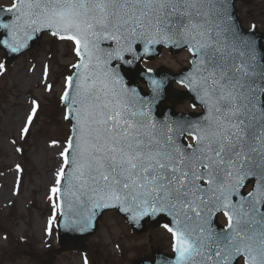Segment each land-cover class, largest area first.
<instances>
[{"label": "snow or ice", "instance_id": "6c2138e0", "mask_svg": "<svg viewBox=\"0 0 264 264\" xmlns=\"http://www.w3.org/2000/svg\"><path fill=\"white\" fill-rule=\"evenodd\" d=\"M232 9L231 0H13L0 9L11 19L0 22L4 49L18 53L48 32L76 57L60 96L71 131L50 188L49 235L57 211L65 228L80 231L96 209L137 222L163 214L175 256L161 264H264V49L239 31ZM141 45L145 56L155 45L190 54L179 83L203 105L197 122H158L126 86L121 65L142 60ZM150 84L158 95L162 82ZM39 109L33 99L19 130L25 141ZM66 205L91 210L82 222L68 218ZM217 213L227 218L221 231L212 226Z\"/></svg>", "mask_w": 264, "mask_h": 264}, {"label": "rangeland", "instance_id": "374dc122", "mask_svg": "<svg viewBox=\"0 0 264 264\" xmlns=\"http://www.w3.org/2000/svg\"><path fill=\"white\" fill-rule=\"evenodd\" d=\"M12 3L13 0H0V8ZM237 9L246 28L256 25L264 31V0H238ZM38 41L33 50L12 65H5V71L0 73V264H84L85 260L87 264H134L140 256H149L154 250L170 252L172 237L163 229L150 227L143 235H135L126 220L110 212L104 215L98 232L87 239L86 252L70 251L50 258L59 247V211L52 233L48 234L53 212L50 188L71 131L60 96L64 78L73 71L71 64L76 57L68 42L50 34ZM4 56L0 50L2 64ZM190 59L186 50L173 54L164 51L145 66L181 71L189 66ZM45 66L49 68L48 81L42 79ZM46 83L53 85L51 92L46 90ZM33 99L40 109L25 141L19 130ZM177 110L197 113L199 108L187 101L179 103ZM53 141L58 143L53 146Z\"/></svg>", "mask_w": 264, "mask_h": 264}, {"label": "water", "instance_id": "95a60500", "mask_svg": "<svg viewBox=\"0 0 264 264\" xmlns=\"http://www.w3.org/2000/svg\"><path fill=\"white\" fill-rule=\"evenodd\" d=\"M236 2L237 0H231V3L234 4V9H232L235 17V22L238 25L239 31H241L243 34L250 36L251 38H254L257 46L259 48L264 49V32H260L258 30V27L254 26L250 30L245 29L242 25V22L240 21V18L238 17V10H236ZM10 14L0 12V22L3 23H11V19L9 18ZM43 33H37L34 34V38L30 41H28V47L22 48L20 52L13 53L8 49H4L2 45H0V48L4 50L6 53L5 56V64H12L14 61L17 60V58L32 48H34L38 42V39L42 37ZM0 34H4L3 36H0V38L6 39V30L0 29ZM167 48L171 49V52H180L183 51V48H178L174 46H165V45H155L152 49V53L150 55H143V48L142 45L140 46V54L142 56V60L135 61L133 65H121V76L124 78V82L126 86L129 88H135L141 95L143 99L151 103L152 106V113L155 119L160 122H171V123H179V124H188V123H195L201 118L204 114V108L203 105L200 103L198 97L194 92L189 91L186 87V91L181 92L178 90H174V84L179 83L181 79L184 78L182 74H186L188 70L190 69L191 65L185 70H182L179 73L171 72L168 69H163L161 71L156 72L155 70L145 69L142 67L141 63L143 61H149L151 59L157 58L162 54V49ZM130 58V57H129ZM150 70V71H149ZM151 79H157L160 80L163 84L162 89L160 90L159 94L154 96L153 91L151 88L150 80ZM143 85H146V90L144 89ZM181 85V84H180ZM182 86V85H181ZM184 87V86H183ZM186 99H189L192 104L196 107L200 106L203 110V113H200L198 115L196 114H184L176 111V103L177 102H184ZM173 100V104L171 106L167 105L168 101ZM188 136H183L180 138L181 143L183 144H189L187 143ZM246 189H242V191L245 193ZM246 194V193H245ZM91 210V205H87V207H80L79 205L75 206L71 211L67 208V205L65 206V213L67 214L68 218L75 219L78 221H82V217L80 213L87 214L88 211ZM116 210L121 216L126 218L128 223L134 227L135 232L137 233H144L147 230V222H149L152 226L159 227V226H165L166 224L171 226V217H168L167 215H157L155 217L153 216H145L141 218L138 222L134 221L130 218L129 215H126L123 212H120L119 210L115 208H109V209H96L95 215H93L91 219L90 226L86 227L84 231H80L77 229L69 230L64 227L65 224V216L59 215V220L57 223V230L58 231V241L60 244V248L58 250H55L54 253H57L58 255L64 252H70L72 250H86V239L88 237H92L96 232L98 231V225L99 222L103 218V214L105 212ZM222 213H217L213 220H212V226L217 230L221 231L227 228L221 227L217 223L218 216ZM83 222V221H82ZM174 255H166L161 250L155 251L153 254L152 259L151 258H143L138 259V261L135 264H161V262L167 258L169 261H171L174 258Z\"/></svg>", "mask_w": 264, "mask_h": 264}, {"label": "flooded vegetation", "instance_id": "af4514ba", "mask_svg": "<svg viewBox=\"0 0 264 264\" xmlns=\"http://www.w3.org/2000/svg\"><path fill=\"white\" fill-rule=\"evenodd\" d=\"M223 218H224V217H223V216H221V217H220V220H222Z\"/></svg>", "mask_w": 264, "mask_h": 264}]
</instances>
